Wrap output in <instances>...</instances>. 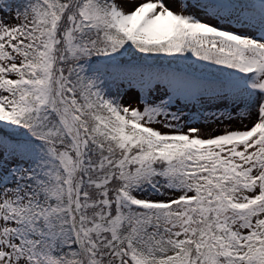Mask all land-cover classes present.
<instances>
[{
	"label": "snow or ice",
	"instance_id": "obj_1",
	"mask_svg": "<svg viewBox=\"0 0 264 264\" xmlns=\"http://www.w3.org/2000/svg\"><path fill=\"white\" fill-rule=\"evenodd\" d=\"M0 264H264V0H0Z\"/></svg>",
	"mask_w": 264,
	"mask_h": 264
}]
</instances>
